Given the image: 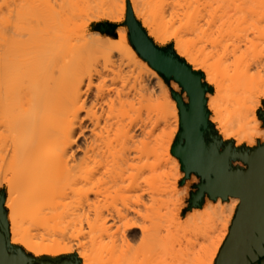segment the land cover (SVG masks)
<instances>
[{
    "label": "bare ground",
    "instance_id": "obj_1",
    "mask_svg": "<svg viewBox=\"0 0 264 264\" xmlns=\"http://www.w3.org/2000/svg\"><path fill=\"white\" fill-rule=\"evenodd\" d=\"M45 2L34 24L40 8L31 0H0V178L14 214L11 243L52 257L76 251L80 264H215L238 197L209 200L183 223L166 224L179 193V163L169 148L176 103L128 37L115 43L98 32L78 35L84 15L105 17L116 0ZM142 4L153 10L162 0ZM174 15L210 46L205 52V44L193 50L178 41L216 88L207 99L212 122L238 145L264 141L256 113L264 98V0H184ZM151 28L150 35L168 37ZM106 193L120 204L99 215L108 241L75 243L85 225L94 229L90 213ZM50 200L48 212L35 209ZM32 220L47 235L23 228Z\"/></svg>",
    "mask_w": 264,
    "mask_h": 264
},
{
    "label": "water",
    "instance_id": "obj_2",
    "mask_svg": "<svg viewBox=\"0 0 264 264\" xmlns=\"http://www.w3.org/2000/svg\"><path fill=\"white\" fill-rule=\"evenodd\" d=\"M127 25L130 39L138 53L166 78L176 80L186 92H173L180 110V131L172 152L181 162L184 181L196 174L200 178L191 193V208L202 205L208 196L228 200L238 197V205L230 232L215 264H264V143L236 146L224 141L210 120L206 94L210 87L203 73L194 70L174 50L173 45L160 47L128 7ZM264 121V110L259 111ZM242 162V165L235 164ZM6 196L0 192V264H80L76 255L35 257L11 243L5 213Z\"/></svg>",
    "mask_w": 264,
    "mask_h": 264
},
{
    "label": "rangeland",
    "instance_id": "obj_3",
    "mask_svg": "<svg viewBox=\"0 0 264 264\" xmlns=\"http://www.w3.org/2000/svg\"><path fill=\"white\" fill-rule=\"evenodd\" d=\"M45 3H46L45 0H31V4H32L33 9L36 7L40 8V10L38 9V11H36L37 17H36V20H34V24H36L35 21L36 22L38 21L39 23L42 22V20H43V14L42 13H43V8H44ZM116 3L119 5V7L113 8V12L111 14L106 15L105 17H94L92 15H90V16L84 15L83 19L80 21L81 25H80V28L78 30V35L80 36V38L87 35L88 32H90V33L98 32V33H100L106 37L107 36L111 37L112 41H114L115 43H120L122 41V36L124 35V36L128 37L130 44L133 46L131 39H130V30H129V27L127 25V11L128 10L124 11V9H122V6L125 4L124 0H116ZM127 4H128V7L133 6L132 9H133V13H134L135 18L141 23L142 27L145 28V30L148 33V36L153 39L155 44H157L160 47H169L170 45H173L175 52L182 59H184L187 63H188L187 57L180 50V48L178 46V41L183 40L188 45V47H190L193 50L200 49L206 45L205 43L201 42L198 39V37L196 36L194 31L182 26L180 19L176 15H174V12L181 11L182 5L184 4V0H162V5L159 8L153 9V10L146 9V6H143V4H142V0H138V2H134L133 5H132V2L130 0H127ZM207 19H208V17L206 15L204 17H202V23H205ZM158 25L160 26V28L168 31V37L166 39L158 38V33H155L154 35H150V32L152 31L151 27L152 26L157 27ZM206 47L207 48H206L205 52H208L210 50V46L206 45ZM133 48H134V46H133ZM134 50L136 52H138L135 48H134ZM140 57L144 62L149 64V62L146 59H144L141 55H140ZM229 61H231V59ZM149 66L155 72H157V74L163 79V81L167 85L168 90L170 92V95H171L172 99L174 100V102L176 103L178 115H179V122H176V123L174 122L173 123L174 125L172 124L173 126H171V128L169 130V131L173 130V132L170 133V134H172L170 137L171 142L169 144L170 153L178 161L179 170H180V176L178 178V191H179V193H178V195L175 196L176 204L172 205L170 207L169 212L167 213V219H166V224L172 225V224H175L176 222L183 223L185 218L191 212H193L195 209H203L205 207V205H207V202L209 200L217 202L219 199H221V200H223V199L221 197H219L216 200H212L207 196L204 199V201L202 202V205L200 207L191 208L190 203H189V200L191 198V193L196 190V188H197L196 186L200 182V178L196 174H193L190 178H188L186 181H184L185 173L182 169L181 162H180L179 158L172 153V146H173V144L177 138L178 132L180 131V110H179L177 101L173 97V92H178V93L182 94L184 97V100H186V101H188V98H187L186 92L183 90L182 86L176 80H174L173 78H170V79L166 78L163 74L159 73L150 64H149ZM199 71H201L203 73V81L205 83H207L208 86L210 87V89L208 90V92L206 94V98L208 99V96L214 95L216 93V88H215V86H212L208 83L207 75L204 73V71H202V70H199ZM260 110H264V98H262L260 100L259 106L256 110V113H257L259 118H260V116H259ZM210 120H211V111H210ZM261 121H262V128H264V121L262 119H261ZM211 122H212V120H211ZM212 123L214 125L215 130L222 137V139L224 141L233 140L236 146H248V140H243L238 145V140L236 138H233V137L226 138L224 133H222V129L219 128V124L214 123V122H212ZM259 143H264V141L259 137H255L253 146L258 145ZM253 146H249V147H253ZM235 164L242 165V162H236ZM5 181L6 180L4 178H0V192H3L6 196V198H9L7 185H6ZM108 194L109 193H106L104 197L103 196L100 197L99 201L96 203V206L94 207V209L90 213L91 222L94 224V229L92 230L88 225H85L83 227L84 232L82 231V235L79 234L80 236H78V237L76 236L77 239L80 238L81 240L76 239L75 241H77V242H75V243H79L82 241L86 247H89L91 244L90 241L93 237H95L96 240L99 242L101 241L103 243H106L108 241L107 238L104 235H102V233L99 229V215L103 211L105 212V210L110 208V207L120 205L119 202H116L111 197L113 194H110V195H108ZM27 195H31V193H28ZM42 197L43 196H35L34 200L39 201ZM181 197H184L182 199V203L180 202V200H178ZM5 201H6V199H5ZM55 201L56 200H50L48 202L44 201L43 205L35 207V209L38 210V212H40V213H46L50 210L49 207ZM223 201H228V200H223ZM179 207L181 208L180 218L175 220L173 214H175L177 212V208H179ZM4 208H5L6 218H7L8 224H9V231H10V238H11L13 236V234H12V222L9 221L8 216L10 218H12L14 214H13L12 209L7 207L6 205H4ZM34 222L32 220V221H30L31 224L30 223L27 224V221H26L23 228L25 227V229H27V228L30 229L29 231H30L31 235L36 234V236H39V235L41 236V231H43V233H45L47 235L46 232H49V231H46L47 229L45 227H43L44 225L42 226V223L40 221L37 222L35 220ZM37 223L39 224L38 226H40V227L36 226ZM36 227H38V228H36ZM83 228H82V230H83ZM69 230H71V228H69ZM69 230H67V231L65 230V231L68 232ZM74 231H75V228H74ZM77 231H79V229ZM80 231H81V229H80ZM39 232H40V234H39ZM66 232H65V236H66V238L69 239L70 238L69 235L72 233V231H71V233L70 232L66 233ZM32 233H34V234H32ZM45 234H43V235L45 237H47ZM71 236H72V234H71ZM73 237L76 238L75 235ZM71 240H73L72 237H71ZM18 245L20 247H22V249L26 253L31 254L35 257L48 256V255H44V254H37L34 251L28 249L25 245H20V244H18ZM138 245L139 244H136L135 247H138ZM73 254H76L78 256L76 251H74L72 253L59 254L57 256H65V255H73ZM57 256H55V257H57Z\"/></svg>",
    "mask_w": 264,
    "mask_h": 264
},
{
    "label": "crops",
    "instance_id": "obj_4",
    "mask_svg": "<svg viewBox=\"0 0 264 264\" xmlns=\"http://www.w3.org/2000/svg\"><path fill=\"white\" fill-rule=\"evenodd\" d=\"M234 198H237V197H234ZM231 199V197L228 199V201ZM239 199V198H238ZM239 203H240V199H239ZM239 203H238V205H239ZM237 208H238V206H237ZM236 211H237V209H236ZM235 214H236V212H235ZM234 217H235V215H234ZM234 219V218H233ZM233 222V221H232ZM231 228V227H230ZM230 232V231H229Z\"/></svg>",
    "mask_w": 264,
    "mask_h": 264
},
{
    "label": "flooded vegetation",
    "instance_id": "obj_5",
    "mask_svg": "<svg viewBox=\"0 0 264 264\" xmlns=\"http://www.w3.org/2000/svg\"><path fill=\"white\" fill-rule=\"evenodd\" d=\"M263 259H264V255L259 258L258 262L261 263Z\"/></svg>",
    "mask_w": 264,
    "mask_h": 264
}]
</instances>
